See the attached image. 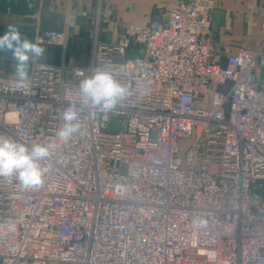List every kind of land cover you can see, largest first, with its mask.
Here are the masks:
<instances>
[{"label":"built area","instance_id":"built-area-1","mask_svg":"<svg viewBox=\"0 0 264 264\" xmlns=\"http://www.w3.org/2000/svg\"><path fill=\"white\" fill-rule=\"evenodd\" d=\"M218 6L168 0L164 22L96 38L88 66L35 63L27 89L0 75V135L49 149L41 188L0 178V264H264L263 48L215 59ZM97 66L134 95L58 137L78 72Z\"/></svg>","mask_w":264,"mask_h":264},{"label":"crops","instance_id":"crops-1","mask_svg":"<svg viewBox=\"0 0 264 264\" xmlns=\"http://www.w3.org/2000/svg\"><path fill=\"white\" fill-rule=\"evenodd\" d=\"M213 1L223 12L219 30H212L211 35L215 59L223 62L226 54L235 53L241 47L263 48L257 68L259 77H263L264 18L259 9L264 6V0ZM167 3L168 0H0V34L9 24L33 41L38 31L67 34L65 48L42 45L45 54L30 64L29 74L35 63L88 66L96 38L116 42L125 25L162 23L168 16ZM83 11L87 12L86 17L81 15ZM91 21L97 27L96 38L95 30L90 27ZM13 63L10 53L0 52V75L15 77Z\"/></svg>","mask_w":264,"mask_h":264},{"label":"clouds","instance_id":"clouds-1","mask_svg":"<svg viewBox=\"0 0 264 264\" xmlns=\"http://www.w3.org/2000/svg\"><path fill=\"white\" fill-rule=\"evenodd\" d=\"M40 42L24 36L19 28L7 25L0 34V52H8L13 60L16 86L19 89L29 87V66L45 54ZM77 85L78 102H69L61 111V119L65 126L56 135L65 140L81 133L80 113L85 109L95 110L98 115L106 118L118 105L129 100L134 90L127 81L119 79L108 66H97L85 75ZM49 149L43 144L27 145L19 140L0 135V178L14 176L24 189H38L44 185L46 168L41 161L47 160Z\"/></svg>","mask_w":264,"mask_h":264},{"label":"water","instance_id":"water-1","mask_svg":"<svg viewBox=\"0 0 264 264\" xmlns=\"http://www.w3.org/2000/svg\"><path fill=\"white\" fill-rule=\"evenodd\" d=\"M223 12L221 10L215 9L212 13V30L217 32L219 30L221 18Z\"/></svg>","mask_w":264,"mask_h":264},{"label":"rangeland","instance_id":"rangeland-1","mask_svg":"<svg viewBox=\"0 0 264 264\" xmlns=\"http://www.w3.org/2000/svg\"><path fill=\"white\" fill-rule=\"evenodd\" d=\"M88 20V19H87ZM88 21H90V20H88ZM90 27H91V29H93V30H95L94 31V33H95V38L96 37H98V31H96V26H95V24L93 23V21H91L90 22ZM102 35V34H101ZM255 189L257 190V191H260L263 195H264V182H260V181H258V182H256V185H255Z\"/></svg>","mask_w":264,"mask_h":264}]
</instances>
